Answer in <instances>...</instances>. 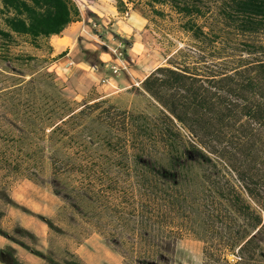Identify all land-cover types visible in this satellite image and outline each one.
<instances>
[{
	"label": "trees",
	"instance_id": "16d2710c",
	"mask_svg": "<svg viewBox=\"0 0 264 264\" xmlns=\"http://www.w3.org/2000/svg\"><path fill=\"white\" fill-rule=\"evenodd\" d=\"M114 1L121 14L141 1L169 9L189 43L126 95L93 103L68 100L52 67L19 76L0 110V169L46 177L62 205L42 218L47 254L26 229L0 236L47 264H86L58 241L92 233L125 264H173L185 237L203 243V264H264V0ZM76 21L72 0H1L7 70L38 62L13 52L20 39L41 50ZM14 255L0 260L22 264Z\"/></svg>",
	"mask_w": 264,
	"mask_h": 264
},
{
	"label": "rangeland",
	"instance_id": "374dc122",
	"mask_svg": "<svg viewBox=\"0 0 264 264\" xmlns=\"http://www.w3.org/2000/svg\"><path fill=\"white\" fill-rule=\"evenodd\" d=\"M72 2L80 8L84 15L87 10L98 12L103 16L101 20L104 22L102 24L101 21L98 25L94 19L91 22L86 20V23L73 29L71 33L75 34L77 45L71 53H67V69L74 68L75 64L73 66L70 64L75 62L87 63L92 67L99 65V59L88 53L89 49H86L88 46L98 45L102 53L110 55L113 62L117 59L114 51L123 54L127 69L118 75H113L111 72V76L116 77L119 83L128 81L134 84L133 87H138L142 80L158 67L166 65L170 57L189 43V37L181 29L180 17L167 8H160L165 12V16L160 17L150 11L143 1L137 4V9L131 7L128 14H121L118 11L112 13V6L116 5L114 0H72ZM70 38H72L70 34L65 32L61 37L54 38L51 44L53 42L58 46L69 45ZM46 43L42 42V49L38 50L26 43V40L20 39L19 47L13 52L30 56L38 62H33L29 66H18L17 64L16 70H7L9 66L5 65V59L0 55V110L7 103L5 92L20 81V75H30L40 69L46 71L44 68H51L54 65L51 62L54 59L49 56L52 51H49L50 47ZM111 64L107 67L110 68L115 62ZM52 68V71L58 73L57 78L64 86V96L82 105L84 101L79 98L74 99L73 94L65 91L66 83L60 75L63 69L59 66ZM130 89L117 95L124 96ZM45 178L38 183L0 169V191L3 190L13 202V204H8L0 198V229L18 239H21L17 231L18 227L28 230L38 240L36 242L30 239L22 240L32 248L47 254L50 231L42 218H54L62 202L53 194L50 183ZM58 245L75 252L86 264H125L124 258L95 233L90 234L86 240L77 245L67 238H60ZM7 248L15 251V258L22 264H47L0 236V251ZM203 248L204 245L200 241L185 237L176 242L172 248L173 264H203ZM0 264H12V259L7 257L5 261L0 260Z\"/></svg>",
	"mask_w": 264,
	"mask_h": 264
},
{
	"label": "crops",
	"instance_id": "0c3cea01",
	"mask_svg": "<svg viewBox=\"0 0 264 264\" xmlns=\"http://www.w3.org/2000/svg\"><path fill=\"white\" fill-rule=\"evenodd\" d=\"M79 11L80 21L72 23L65 30V32L69 33L72 37L70 38V44H62V46H58V44L54 45L53 42L51 44V41H53V39L56 37H53L50 42L47 43L52 48V53L49 56L51 59H54V61L51 62L54 63L55 67L59 66L63 69L60 75H62V78L66 83L65 91L73 94V96H75L74 99L79 98L84 101V103H93L101 98L117 95L118 93H121L122 91L133 87L134 84L132 82L126 81L119 83L116 77L111 76L112 71L107 66L111 64L113 60L109 54L102 53L101 48L98 45L88 46L86 48L89 49L87 50L88 53L96 56L97 59H99V65H96V67H98L97 72H95L94 70V72L89 71L92 70V66L83 62H75L74 68H66V57L68 56L67 53H71L77 45V42L75 41V34L71 33L72 31H74L73 29L76 27H80L82 24L86 23V20L91 22L94 19L98 22L99 25V22H101V19H103V16L94 10H87V13L85 15L81 12L80 8ZM113 12H117L115 6H112V13ZM103 22L104 21H102L101 23L103 24ZM88 53L85 54L89 55ZM62 54H64V57L60 58ZM78 101L80 102V100Z\"/></svg>",
	"mask_w": 264,
	"mask_h": 264
},
{
	"label": "built area",
	"instance_id": "2783aa9c",
	"mask_svg": "<svg viewBox=\"0 0 264 264\" xmlns=\"http://www.w3.org/2000/svg\"><path fill=\"white\" fill-rule=\"evenodd\" d=\"M126 14H128V13H126ZM114 54L116 55L117 59H116L115 64L110 66V69H111L113 75H118L121 71L126 70L127 66H126L125 60L123 59V54L121 52L117 53V51H114ZM73 65H74V63L70 64V66H73ZM54 68H55V66L52 69H54ZM92 70L97 72L98 67L94 66V67H92Z\"/></svg>",
	"mask_w": 264,
	"mask_h": 264
},
{
	"label": "bare ground",
	"instance_id": "6f19581e",
	"mask_svg": "<svg viewBox=\"0 0 264 264\" xmlns=\"http://www.w3.org/2000/svg\"><path fill=\"white\" fill-rule=\"evenodd\" d=\"M60 45V44H59Z\"/></svg>",
	"mask_w": 264,
	"mask_h": 264
}]
</instances>
